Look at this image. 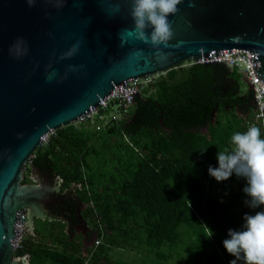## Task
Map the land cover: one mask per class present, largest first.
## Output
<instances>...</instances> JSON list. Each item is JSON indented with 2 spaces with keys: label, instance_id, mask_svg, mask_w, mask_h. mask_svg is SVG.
Masks as SVG:
<instances>
[{
  "label": "trees",
  "instance_id": "16d2710c",
  "mask_svg": "<svg viewBox=\"0 0 264 264\" xmlns=\"http://www.w3.org/2000/svg\"><path fill=\"white\" fill-rule=\"evenodd\" d=\"M182 65L161 74L152 92L140 86L141 95L126 117L111 119L105 131L90 130L91 120L63 127L29 162L51 180H62L63 196L52 206L58 215L76 223L86 203L82 218L104 226L95 255L111 246L134 250L138 258L140 252L155 253L168 261L174 254L182 258L179 250L184 249V264H230L235 257L223 246L228 231L241 230L245 214L264 210L246 205L244 178L233 174L217 182L208 172L210 166H219L218 152L233 147L232 135L250 127L254 93L242 94V74L222 64ZM22 184H30L26 173ZM67 239L63 233L59 241L66 248L58 253L62 262H54L85 264L70 254L73 244ZM36 240V235L24 234L15 257L29 254L31 264H45L41 256L47 249ZM92 264H97L94 257Z\"/></svg>",
  "mask_w": 264,
  "mask_h": 264
},
{
  "label": "water",
  "instance_id": "95a60500",
  "mask_svg": "<svg viewBox=\"0 0 264 264\" xmlns=\"http://www.w3.org/2000/svg\"><path fill=\"white\" fill-rule=\"evenodd\" d=\"M130 8L129 0H0V264H23L15 258L23 212L28 224L58 220L51 209L59 189L22 184L35 151L127 82L247 50L264 89V0H181L169 17L173 37L160 48L127 35L121 46L134 26ZM18 42L19 55L9 51ZM79 219L72 226L86 236L85 248L93 247L98 230Z\"/></svg>",
  "mask_w": 264,
  "mask_h": 264
},
{
  "label": "clouds",
  "instance_id": "9594fccd",
  "mask_svg": "<svg viewBox=\"0 0 264 264\" xmlns=\"http://www.w3.org/2000/svg\"><path fill=\"white\" fill-rule=\"evenodd\" d=\"M129 2L134 26L124 30L121 46L125 42L123 35H127L155 48H160L161 45L167 47L173 37L169 17L179 11L178 5L181 0H129ZM28 4L34 6V0H28ZM20 43L22 42H18L9 51L15 50L19 55ZM76 50L74 46L65 56H72ZM231 143L233 146L231 150L226 148L218 152L219 166L215 168L210 166L209 175L217 182L227 181L233 174L238 178H244L247 182L243 189L248 197L246 205L251 209H264V138L261 137L260 128L253 125L243 133L236 132L231 137ZM243 219L245 223L242 229L239 231L230 229L229 238L223 241L228 254L235 257L230 264H238L240 260H243L244 264H264V210L256 211L254 215L245 214ZM99 226L100 223L97 222V241L100 239ZM210 232L212 237L213 233L211 230ZM102 243L103 241L100 244Z\"/></svg>",
  "mask_w": 264,
  "mask_h": 264
},
{
  "label": "crops",
  "instance_id": "0c3cea01",
  "mask_svg": "<svg viewBox=\"0 0 264 264\" xmlns=\"http://www.w3.org/2000/svg\"><path fill=\"white\" fill-rule=\"evenodd\" d=\"M26 173V172H25ZM30 173V175L28 174ZM28 178L30 180V184L35 187H38L42 189V185L46 188L54 189L55 186L59 189L58 192H56V195L63 196L61 195L60 192V185L62 183V180L60 178L58 179H53L51 180L48 176L43 175L39 172H37L34 169H31L29 172H27ZM25 177V174H24ZM23 177V178H24ZM38 179L40 182L38 183H33L35 180ZM32 181V183H31ZM55 181L56 184H55ZM75 187V186H74ZM74 187L72 189H74ZM54 195V192L52 193ZM55 198H58V196H55ZM55 202V200H53ZM83 206L86 205L85 208H81L80 216L83 214H86L87 210V204L82 203ZM49 209V207H47ZM51 212H53V209H51ZM56 217L58 220H52L49 217H45V219H42V217H34L32 221H29L28 224V229L29 232L27 233L28 236H35L36 235V241H37V246H39L41 249H47V253L45 255L41 256L42 262L45 264H57V262H54L55 260L58 262H62V255H59L62 253L64 250L65 245L64 241L60 242L59 240L62 241V234L65 233L68 235L69 243L73 244V252L70 254H73L77 257L83 258L85 264H92L93 257L94 260H97V264H109L111 263L110 259L117 257V251L120 252H131L133 256H136L135 253L131 250H127V248H122V249H117V248H112L111 246H107L106 250H101L100 253L95 255V252L98 250V245L96 244L97 242V236H96V241L93 242V247L87 246L85 248V244L83 243V239H86V236L83 234L82 231H79L78 233L76 232V228L70 221H67L63 219L60 215L56 213ZM87 217V216H86ZM55 218V216H54ZM82 221L85 222L86 228L89 229L90 232H97V228L91 227V224L88 219H83ZM79 222H81V219H79ZM40 223H45L46 227L38 229L37 225ZM84 225V223H82ZM76 226H79V224H76ZM97 227V226H96ZM74 228V229H73ZM67 239V242H68ZM83 248H85V253H83ZM136 250V248H135ZM99 251V250H98ZM59 253V254H58ZM18 260V263H23V264H31V256L29 254H26L23 257L16 258ZM115 260V259H114ZM20 261V262H19Z\"/></svg>",
  "mask_w": 264,
  "mask_h": 264
},
{
  "label": "built area",
  "instance_id": "2783aa9c",
  "mask_svg": "<svg viewBox=\"0 0 264 264\" xmlns=\"http://www.w3.org/2000/svg\"><path fill=\"white\" fill-rule=\"evenodd\" d=\"M250 52L247 50H235L230 54L224 55L222 58L201 61V62H192L191 66L194 64L198 65H209V64H229L233 67V70H237L242 74L243 78L246 79L249 86L252 87L254 93V106H255V115L254 118L249 122V126H258L261 129L264 138V89L261 86V82L256 78L251 62H250ZM132 84L129 82L126 84L125 89L117 90L103 105L97 107L86 115L84 118L79 120L77 123L87 120H93L94 115L97 116L99 110H109L114 103V106H117V109H113L114 121H120L129 113L130 108L134 105L135 98L140 93V85L142 84L139 81ZM130 84V85H129ZM142 86V85H141ZM111 101H113L111 103ZM132 105V106H131ZM113 106V107H114ZM31 163V160H30ZM26 212H23L20 216L19 221V237L15 245V252L17 249L21 248L23 236L29 232L28 229V219ZM100 239L97 241V244H100L105 237V232L103 225L99 226Z\"/></svg>",
  "mask_w": 264,
  "mask_h": 264
},
{
  "label": "rangeland",
  "instance_id": "374dc122",
  "mask_svg": "<svg viewBox=\"0 0 264 264\" xmlns=\"http://www.w3.org/2000/svg\"><path fill=\"white\" fill-rule=\"evenodd\" d=\"M182 64H183L182 67H184V68H187V67H190L191 66V63H182ZM161 76L162 75L159 74V75L150 76V77H147V78H144V79H139V80H136V81H139V83L141 82L142 83L141 85L143 87H145V88L147 87L146 89H149L150 92H152L153 91L152 88H154V87H152V84H154L157 80H159ZM131 83L134 84L135 82H131ZM241 83H242V94H245L246 92H248L249 86L245 82L243 76H242V79H241ZM141 92H142V90H141ZM140 95H141V93H140ZM112 102L113 101H111V103ZM113 106H114V103L112 104V107H110L109 112L106 113V114H103V115L100 114V110H99V113L97 114V116L94 115L93 120H91L93 122L91 123L90 126L88 125V128L90 130H95V131H102V130L105 131L107 129V126L109 125L110 120L113 117V109H117V106L116 105L114 107ZM77 124H79V123H77ZM80 124L77 127H79ZM48 138L44 141L43 144H45V143L48 142ZM101 143H102V140H99V141H95L94 142V144H95L96 147H99L101 145ZM28 165L31 168V164L28 163L27 164V167H28ZM25 172L27 174L26 169L24 171V174H25ZM28 174L30 175V173H28ZM38 182H40V180H38V179H36L35 182L33 181V183H38ZM31 183H32V181H31ZM89 222H90L92 228L93 227L97 228L96 227V224H94L91 221H89ZM37 227H38V229L41 230V228H43V227L45 228L46 227V224L45 223L44 224L43 223H40V224L37 225ZM183 228H186V227H183ZM25 237H26V235H25ZM184 239H185V241H189V235H185L184 236ZM163 251H164L165 254H169V252L167 251L166 248L163 249ZM179 251L182 253V256H183L182 258H180V257H178L177 255L174 254V257H172L168 261L160 260L155 253L145 254L143 252H140L141 257L138 258L137 256L131 255L132 254L131 252H126V251L125 252L117 251L116 252L117 253V257L115 256V258H111L110 260L111 261L112 260L114 261L113 264H122V263L123 264L124 263H126V264H184L183 259L185 258L186 253H185L184 249H180Z\"/></svg>",
  "mask_w": 264,
  "mask_h": 264
},
{
  "label": "bare ground",
  "instance_id": "6f19581e",
  "mask_svg": "<svg viewBox=\"0 0 264 264\" xmlns=\"http://www.w3.org/2000/svg\"><path fill=\"white\" fill-rule=\"evenodd\" d=\"M134 81H135V80H134ZM128 83H129V82H127L126 84H128ZM118 90H121V89H118ZM113 94H114V93H113ZM113 94H112V95H113ZM110 97H111V96H110ZM110 97H108L106 100H104L102 103H100L99 106L103 105V103L106 102ZM99 106H97V107H99ZM44 141H45V140H44Z\"/></svg>",
  "mask_w": 264,
  "mask_h": 264
},
{
  "label": "flooded vegetation",
  "instance_id": "af4514ba",
  "mask_svg": "<svg viewBox=\"0 0 264 264\" xmlns=\"http://www.w3.org/2000/svg\"><path fill=\"white\" fill-rule=\"evenodd\" d=\"M60 192H61V191H60ZM57 201H58V200H57ZM57 201H56V202H57ZM56 202H55V203H56Z\"/></svg>",
  "mask_w": 264,
  "mask_h": 264
}]
</instances>
